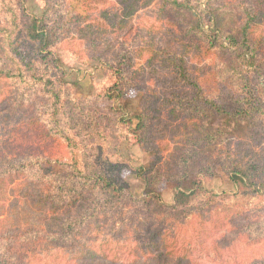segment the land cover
<instances>
[{
	"label": "trees",
	"instance_id": "trees-1",
	"mask_svg": "<svg viewBox=\"0 0 264 264\" xmlns=\"http://www.w3.org/2000/svg\"><path fill=\"white\" fill-rule=\"evenodd\" d=\"M95 1L42 0L36 15L27 0H0V189L37 211L0 219V264H39L51 249L116 263L122 233L147 241L126 246L142 262L192 264L199 245L208 264H264V255L237 258L215 245L219 231L246 248L264 244V0H120L127 19L156 5L158 24L138 47L123 36L103 42ZM73 34L84 47L68 43ZM161 34L174 46H159ZM67 58L103 70L92 94L65 79ZM141 62L161 70L154 85ZM133 90L129 116L118 102ZM130 137L144 164L120 153ZM126 169L146 194L133 196ZM219 174L234 187L229 200L203 183ZM163 180L171 203L158 191Z\"/></svg>",
	"mask_w": 264,
	"mask_h": 264
},
{
	"label": "rangeland",
	"instance_id": "rangeland-1",
	"mask_svg": "<svg viewBox=\"0 0 264 264\" xmlns=\"http://www.w3.org/2000/svg\"><path fill=\"white\" fill-rule=\"evenodd\" d=\"M43 6L42 0H27L26 9L29 13L39 14L40 9ZM97 12L99 14L98 22L101 24V29L104 30L102 35V40L104 43H114L119 40L121 36L128 37L134 47L142 45V39L145 31L148 27L158 24L156 20V5L152 4L148 7H140L138 10L130 17H125L126 6L120 0H96L94 4ZM126 18V28L127 30L122 33H115L116 27L112 24ZM206 32L210 31L206 28ZM156 41L159 46L163 47L164 45H173L174 43L167 39L163 34L159 35L156 38ZM70 42L71 45L82 48L85 45L83 39L80 38L79 34H73ZM190 63L194 65H202L207 63V60L199 62L193 56L188 57ZM249 64V59L246 62ZM65 68L66 76L65 79L69 82H72L76 87L77 92L82 94H92L97 87V85L103 81V70L99 65L91 60L87 64H80L77 61L67 58L65 63L62 64ZM142 67H144V76L143 82L146 86H152L157 81L158 77L161 75V70L157 65H153L152 68H147L143 62H141ZM260 88L264 91V78H258ZM140 97V92L131 91L126 99H123L118 102L121 106H125V109L129 116H132L136 110L138 100ZM134 121V120H133ZM220 124V121L216 122ZM232 133L236 136L241 135L244 124L239 123L236 127L230 128ZM120 153L127 157L133 166L144 164L147 161V155L145 152L135 143V139L130 137L128 140L121 141L119 143ZM124 179L130 184L133 196L139 198L142 195L146 194L147 191L144 188L143 182L136 178L129 170H124L123 172ZM204 185L212 189L215 193V198L222 200H229L232 197V192L234 187L232 183L224 176L219 174L216 177H203ZM158 191L160 192L162 199L166 203L172 202V196L174 192L173 185L168 181H161ZM11 212H16L19 217L22 218H32L36 216L37 211L29 204L21 200L19 197L11 195L9 188L0 189V219L6 217ZM210 228V227H208ZM129 229H133V224L129 225ZM208 232L210 230H207ZM221 238L218 240L216 235L215 245L218 249H225L235 253L237 258H242L246 255L248 256H263L264 255V244L250 246L246 248L243 243L236 238L229 231H219L218 232ZM126 234V233H125ZM124 233L118 238V241L123 239L120 243H128L123 247L118 249V256L116 263L112 262L110 259L112 257L109 255L110 259H100V260H89L86 258H81L78 252H71L70 250H57L51 249L43 252L40 255L39 264H154L150 261L142 262V260H137L136 256L130 255L126 249L128 245L141 246L142 243H147L146 240H140L135 238L131 233L130 235ZM215 237V235L213 236ZM113 238L112 236L110 239ZM209 241V239L205 240ZM204 240L200 241L205 245V249L210 247L208 242ZM224 247V248H223ZM203 248L196 246L192 251V264H208V262L203 258ZM232 260L223 262V264H230Z\"/></svg>",
	"mask_w": 264,
	"mask_h": 264
}]
</instances>
